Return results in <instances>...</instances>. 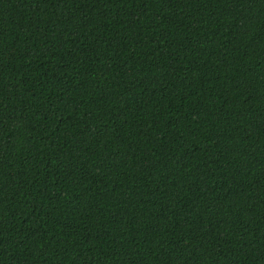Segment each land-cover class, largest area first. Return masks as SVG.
<instances>
[{"label": "trees", "instance_id": "1", "mask_svg": "<svg viewBox=\"0 0 264 264\" xmlns=\"http://www.w3.org/2000/svg\"><path fill=\"white\" fill-rule=\"evenodd\" d=\"M0 264H264V0H0Z\"/></svg>", "mask_w": 264, "mask_h": 264}]
</instances>
